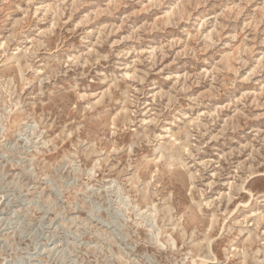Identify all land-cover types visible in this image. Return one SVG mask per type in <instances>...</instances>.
Returning <instances> with one entry per match:
<instances>
[{
  "label": "rangeland",
  "instance_id": "obj_1",
  "mask_svg": "<svg viewBox=\"0 0 264 264\" xmlns=\"http://www.w3.org/2000/svg\"><path fill=\"white\" fill-rule=\"evenodd\" d=\"M0 264H264V0H0Z\"/></svg>",
  "mask_w": 264,
  "mask_h": 264
}]
</instances>
